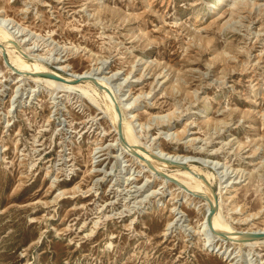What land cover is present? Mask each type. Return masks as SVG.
I'll list each match as a JSON object with an SVG mask.
<instances>
[{"label": "rangeland", "instance_id": "obj_1", "mask_svg": "<svg viewBox=\"0 0 264 264\" xmlns=\"http://www.w3.org/2000/svg\"><path fill=\"white\" fill-rule=\"evenodd\" d=\"M238 1L0 0V18L66 73L116 75L141 147L197 154L243 229L264 226V0ZM12 68L0 52V264H264L202 234L200 191L125 152L103 94Z\"/></svg>", "mask_w": 264, "mask_h": 264}, {"label": "bare ground", "instance_id": "obj_2", "mask_svg": "<svg viewBox=\"0 0 264 264\" xmlns=\"http://www.w3.org/2000/svg\"><path fill=\"white\" fill-rule=\"evenodd\" d=\"M234 1L235 4L239 2L238 0H234ZM217 4L219 3L215 2V4H213V7L216 8ZM1 17L2 18H0V43L2 44V46L0 47V52L3 53V51H5L6 54H9L11 60L10 64L13 67L12 69H15L16 71L17 70L20 71L17 73L18 76L20 74H26V73L29 74V72H31L34 73L32 75L35 79L45 82L49 90H55V89H60L65 91L81 90L84 94H86L87 96H91V98H93L96 101L98 99H96L94 93L103 94L105 98L110 101V104H108V109L109 111L111 110L113 111L118 134H119L118 122L121 121L122 123V132H121L122 137H120L119 134V140H120V146L121 148H123V150H125V152H130L134 155H137L134 153V150H136L138 152L136 158L141 159L142 161L144 160L150 165H152L151 160L153 159L162 160L164 163H161V165H164V167L165 165L167 167L169 166L168 160L170 159L179 160L180 164L184 165L178 167L176 169L177 170L176 172L174 171L167 173L170 176V178H174L178 181V183L180 182L182 185H184V189L186 191H191V190L200 191L201 193L200 196H202L201 201H203L205 207L204 216L202 217V219L199 220L198 223V228L202 232V234L207 235L209 239L213 238L217 240V239H221V236H219L217 231L220 230L226 231L228 232V239L231 242L237 244L240 249H242V247L251 248L256 245L258 246L264 245V238L248 240L246 238L244 239L242 234L243 232H249V231L264 232V226L256 227V228L239 229L229 220H227V218L225 217L223 213V208L227 199L226 198L227 194L226 195L224 194V187L227 186L228 183L226 185L221 184L219 186V190H218L219 197H218V205H217L218 209L212 216V224L209 223V219H208L209 212L211 210L212 204H215L214 193L210 188V186L213 184L212 176L214 173L211 171H206L199 164L194 163L195 160H193V157L195 156L197 157V154L190 155L187 153L170 152V151H165L161 148L159 149V153L157 155L154 151L156 150L155 148L149 151L141 147L139 138L136 134V130L134 129V125L132 121L129 120V116H127L126 114V108H127L126 103L122 100V98L118 97L117 89L115 90V88L111 84L110 79H112L113 76L115 78L116 75H111V76L101 75V73H103L104 71L102 70V68L100 69V66L95 68L92 67L91 69H85L83 71L74 70L72 74L66 73L67 70H70L69 65L60 63L61 59L59 60L58 57L56 58L54 57V59L50 60L44 58L45 55L43 56V54H40V52L36 53V51H39V48L36 47L34 44L27 46L29 45V43H31L30 42L31 38L25 36L26 33L24 32V29L22 30L19 29L18 31L14 30L13 27L15 25L9 27V24H5L7 17L6 16H1ZM29 57L33 58L34 61L30 62L28 59ZM49 63L57 64V66L55 65L54 68L50 67ZM45 72H51L57 74L63 78H66L67 81L58 80L48 76L38 75L39 73H45ZM78 78H80L78 82L72 81ZM116 106H119V108L121 109L122 112L121 118L117 111ZM207 109L208 108H206V111ZM124 140H126L129 145H125L123 142ZM144 155L146 157H144ZM198 156L199 158H202L201 155ZM207 160L208 159H205L206 162ZM164 167H160V169H166ZM231 254L232 253L230 252L229 255ZM234 257H232V259Z\"/></svg>", "mask_w": 264, "mask_h": 264}, {"label": "water", "instance_id": "obj_3", "mask_svg": "<svg viewBox=\"0 0 264 264\" xmlns=\"http://www.w3.org/2000/svg\"><path fill=\"white\" fill-rule=\"evenodd\" d=\"M0 45H2V44L0 43ZM3 57H4L5 61L7 62V64L12 67V65L8 61L7 54H6L5 51H3ZM29 74H34V73L29 72ZM38 75L48 76V77H52V78H55V79H58V80L67 81L66 78H63V77H61V76H59L57 74L51 73V72L39 73ZM79 80H80V78L75 79V80H72V81L78 82ZM116 108H117V111H118V113L120 115V118H121L122 117L121 109L119 108V106H116ZM118 130H119L120 137H122V135H121V132H122V123H121V121L118 122ZM123 142H124L125 145H129L126 140H124ZM134 153L138 155V152L136 150H134ZM168 161H169L170 164H173V165L184 166V165H181L180 164L179 160L170 159ZM151 167L153 169H155L154 168V165H151ZM157 174H159L161 176H165V177L173 180V182L178 183V181L176 179L170 178V176L166 172H164V171H157ZM214 197H215V204H212L211 210L209 212V218H208L210 224H212V216H213V214L218 209V207H217V205H218V196H217L216 193H214ZM208 199H210V198H208ZM217 233L219 234V236H223V237H227L228 236V232H226V231L220 230V231H217ZM242 234H243V238L244 239L246 238L248 240L249 239L251 240V239L264 238V232H259V231L243 232Z\"/></svg>", "mask_w": 264, "mask_h": 264}]
</instances>
